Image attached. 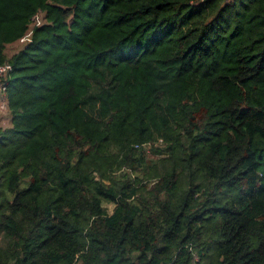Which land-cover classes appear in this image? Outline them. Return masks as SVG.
Segmentation results:
<instances>
[{"label":"trees","instance_id":"trees-1","mask_svg":"<svg viewBox=\"0 0 264 264\" xmlns=\"http://www.w3.org/2000/svg\"><path fill=\"white\" fill-rule=\"evenodd\" d=\"M5 64L0 264H264V0H0Z\"/></svg>","mask_w":264,"mask_h":264},{"label":"rangeland","instance_id":"rangeland-1","mask_svg":"<svg viewBox=\"0 0 264 264\" xmlns=\"http://www.w3.org/2000/svg\"><path fill=\"white\" fill-rule=\"evenodd\" d=\"M34 20L38 23L40 21L39 18H37V17H35ZM36 22H33V23H36ZM31 25H30V28H31ZM30 34H31V30L29 29V31L26 33V35L23 38H21L20 41L13 43L7 47L6 53L8 55H11L16 50L22 48V45L29 40ZM5 65H8V64H5ZM0 76H1V73H0ZM2 91H4V86L0 84V126L7 127L10 125V121H9V115H8L5 107L3 106ZM105 206L107 207L109 213H111L112 209L114 207L113 204H107L106 203Z\"/></svg>","mask_w":264,"mask_h":264},{"label":"built area","instance_id":"built-area-1","mask_svg":"<svg viewBox=\"0 0 264 264\" xmlns=\"http://www.w3.org/2000/svg\"><path fill=\"white\" fill-rule=\"evenodd\" d=\"M8 69H10V65L0 66V73H3L5 71H7Z\"/></svg>","mask_w":264,"mask_h":264}]
</instances>
